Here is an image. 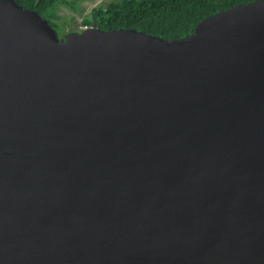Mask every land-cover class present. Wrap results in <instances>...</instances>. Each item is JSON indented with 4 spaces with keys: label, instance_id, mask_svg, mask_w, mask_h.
I'll use <instances>...</instances> for the list:
<instances>
[{
    "label": "water",
    "instance_id": "obj_1",
    "mask_svg": "<svg viewBox=\"0 0 264 264\" xmlns=\"http://www.w3.org/2000/svg\"><path fill=\"white\" fill-rule=\"evenodd\" d=\"M0 264H264V0L173 40L0 0Z\"/></svg>",
    "mask_w": 264,
    "mask_h": 264
},
{
    "label": "trees",
    "instance_id": "obj_2",
    "mask_svg": "<svg viewBox=\"0 0 264 264\" xmlns=\"http://www.w3.org/2000/svg\"><path fill=\"white\" fill-rule=\"evenodd\" d=\"M24 9L35 11L56 30L58 10L65 7L80 12L82 0H14ZM256 0H118L93 8L81 24L87 29L111 31L134 29L164 40L191 34L201 20L236 5Z\"/></svg>",
    "mask_w": 264,
    "mask_h": 264
},
{
    "label": "rangeland",
    "instance_id": "obj_3",
    "mask_svg": "<svg viewBox=\"0 0 264 264\" xmlns=\"http://www.w3.org/2000/svg\"><path fill=\"white\" fill-rule=\"evenodd\" d=\"M111 1H118V0H82L78 3V8L80 12H73L65 7H61L58 10V15L60 19L55 22L58 26L56 28V33L58 38L62 40L64 36L69 32H78L81 31L80 27H83L81 24L82 19L84 17H88L90 11L93 8H97L99 6H105Z\"/></svg>",
    "mask_w": 264,
    "mask_h": 264
},
{
    "label": "built area",
    "instance_id": "obj_4",
    "mask_svg": "<svg viewBox=\"0 0 264 264\" xmlns=\"http://www.w3.org/2000/svg\"><path fill=\"white\" fill-rule=\"evenodd\" d=\"M80 30H81V31L87 30V27H85V26L80 27Z\"/></svg>",
    "mask_w": 264,
    "mask_h": 264
},
{
    "label": "flooded vegetation",
    "instance_id": "obj_5",
    "mask_svg": "<svg viewBox=\"0 0 264 264\" xmlns=\"http://www.w3.org/2000/svg\"><path fill=\"white\" fill-rule=\"evenodd\" d=\"M64 38H65V36H64ZM64 38H62V40H63Z\"/></svg>",
    "mask_w": 264,
    "mask_h": 264
}]
</instances>
